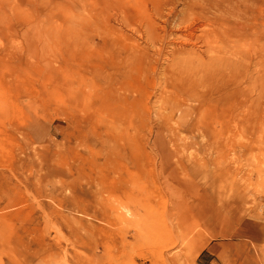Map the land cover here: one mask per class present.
Returning <instances> with one entry per match:
<instances>
[{
	"label": "rangeland",
	"instance_id": "obj_1",
	"mask_svg": "<svg viewBox=\"0 0 264 264\" xmlns=\"http://www.w3.org/2000/svg\"><path fill=\"white\" fill-rule=\"evenodd\" d=\"M107 1L0 0V264H264V0L203 70Z\"/></svg>",
	"mask_w": 264,
	"mask_h": 264
},
{
	"label": "bare ground",
	"instance_id": "obj_2",
	"mask_svg": "<svg viewBox=\"0 0 264 264\" xmlns=\"http://www.w3.org/2000/svg\"><path fill=\"white\" fill-rule=\"evenodd\" d=\"M105 1V4L109 3V1ZM130 1L132 4L130 9L136 8L138 10V13L133 12L132 15H130V17L134 19L133 22L138 20L142 21L140 18L145 17V14L150 15L151 17L159 18L163 22L160 26L163 36H165L167 32L169 17L176 15L178 22L177 25L182 32L180 37L183 36L182 39H184L187 43H190L195 39H200L205 47L204 50H192L191 52L197 56V60L199 62V65H195L193 68L196 70H203L205 66L213 65L216 61H221L220 54L226 46L224 45V40H231L230 38L232 37V35L228 32V25L225 22L217 21L218 17H214L213 19L216 23H212L209 20L211 17L209 14L210 10L219 11L221 13L220 17L223 18H238L239 13L241 12L239 10V2L242 0H224L222 1L223 3L215 2L213 0H204V2H201V0H185V6L178 11V14H176V2L180 0H150L149 3H136L133 0ZM83 5L84 3L82 2V6ZM165 5H168L167 11L163 10V6ZM196 6L198 8L201 6L203 7V9H201V17L195 15L194 9ZM125 22L128 25H132L129 19H126ZM92 23L94 22L92 21ZM133 28L136 29L134 26ZM152 36L153 34L150 35V38ZM218 41H222V44L219 46L217 45ZM175 51L178 50L174 49L171 54H175ZM200 52H204L206 56L208 54L211 55H209L208 60L205 61L203 60L204 58ZM158 54L161 55V52H158ZM191 74L192 73H185V77L180 78V81L184 83L186 88H190L192 86V82H194L191 80ZM199 85L201 86V83H199ZM200 94L201 93L199 92L194 93L193 98L197 99ZM202 102H204L203 99ZM182 185V183L178 182L175 190L177 191V189H179L178 191H180L182 189ZM115 190L117 189L115 188ZM101 214L104 216V211H102ZM172 260V264H179L180 258L172 257Z\"/></svg>",
	"mask_w": 264,
	"mask_h": 264
}]
</instances>
